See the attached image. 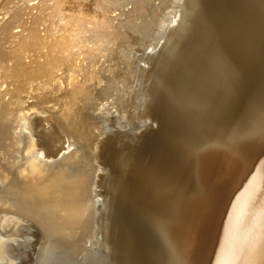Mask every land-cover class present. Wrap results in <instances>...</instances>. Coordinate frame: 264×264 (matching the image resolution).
Segmentation results:
<instances>
[{
    "label": "bare ground",
    "instance_id": "obj_1",
    "mask_svg": "<svg viewBox=\"0 0 264 264\" xmlns=\"http://www.w3.org/2000/svg\"><path fill=\"white\" fill-rule=\"evenodd\" d=\"M68 2L63 5L87 6L83 0ZM205 2L211 9H205V17L202 14L198 20L197 35L190 44L197 52L191 61L170 69L166 66V76L153 79L149 87L146 101L151 106L145 117L158 129L146 127L121 144L108 139L101 145L113 169L108 209L98 187L92 188L90 173L81 168L67 171L74 166L71 159L76 153L70 146L55 156L51 151L49 161L61 155L66 166L47 179L42 177L48 162L32 156L36 144L29 137L12 132L9 111L15 109L10 105H17V111L24 108V87L1 93L0 147L12 137L17 145L23 143L22 138L28 140L24 141V163L16 169L1 167L0 181H9L8 193L23 206L20 211L38 220L44 236L77 247L106 229L112 248L123 252L130 264H264V0ZM174 13L172 17L179 15ZM170 21L171 28L174 22ZM162 25L165 30L167 25ZM162 33L160 40L168 31ZM37 35L32 29L24 46L41 44L45 35L40 40ZM49 35L50 41L44 38L47 59L35 69L25 68L21 49L15 48V80L20 70L34 80L53 78L61 62L52 52L65 53L76 37L66 34L55 39L53 35L51 39ZM79 55L74 62L80 61ZM9 94L11 101L6 102ZM37 102L25 109L33 107L30 114L41 117L43 126L52 129L44 136L49 144L60 143L61 132L49 116L37 112ZM39 230H30L37 242Z\"/></svg>",
    "mask_w": 264,
    "mask_h": 264
},
{
    "label": "rangeland",
    "instance_id": "obj_2",
    "mask_svg": "<svg viewBox=\"0 0 264 264\" xmlns=\"http://www.w3.org/2000/svg\"><path fill=\"white\" fill-rule=\"evenodd\" d=\"M68 1L0 0V95L8 89L13 91L18 86L24 87V108L17 111V105H10L15 109L9 111L12 132L13 136L22 134L29 137L36 144L31 150L32 156L39 162H48L42 177L47 179L66 166L61 155L59 159L49 161L51 151L55 156L62 147L70 146V151L76 153L72 159L69 158L74 166L67 167V171L81 168L83 172L90 173L93 176L92 188L98 187L108 209L111 206L107 197L108 181L113 177V169L108 156L101 152L102 143L114 139L121 144L130 140L135 131L158 127L153 120L145 117L151 104L146 101L149 87L153 79L166 76V66L170 69L184 60L191 61V56L197 52V47L190 44L197 35L198 20L202 14L205 17V9L210 11L211 6L208 8L205 0H83L87 6L77 4L81 10L74 5L75 2L66 8L63 3L70 4ZM60 2H63L62 5ZM57 5L60 6L58 9ZM75 6L78 9L73 10ZM175 11L179 15L172 17ZM170 20L174 22L172 29ZM162 23L167 25L165 30L160 27ZM32 29L39 35V40L48 31V35L55 33V39L72 34L76 42L73 41L65 53L61 51L63 54L52 52L61 62L53 78L45 76L34 80L23 76L24 70H20L15 80L18 71L16 74L13 71L18 59L14 52L17 48L21 49L18 50L19 56L25 68L35 69L47 59L49 49L46 41H50V35H45L46 41L43 38L37 46H24L23 40L30 39L28 34ZM162 30L168 31V34ZM161 33L165 36L162 40ZM17 44L23 48L17 47ZM96 44H99V49ZM151 45L153 49L157 48L150 50ZM186 45L189 47L185 49ZM77 55L80 61L74 62ZM11 96L6 95L5 101L10 102ZM40 96L46 102L43 103ZM27 99L29 102H26ZM36 100H39L34 105L37 112L49 116L50 122L61 132L60 143L49 144L44 136L52 129L43 126L41 117L30 114L32 111L29 108L33 109L31 106ZM29 103L31 106L26 110L25 106ZM22 139L21 145H17V141L13 143L16 139L12 137L0 147V168L16 169L24 163L23 156L27 153L24 141L28 139ZM143 143L138 145L143 146ZM145 147H148L147 144L141 151L146 150ZM9 188V181H0V264H130L127 257H123V252L117 249L118 253L112 248L106 229L101 228L99 233L93 234L92 238L89 236L82 246L78 244L77 247L47 234L45 237L37 227L38 220L35 217L30 219L26 212L20 211L23 206L8 193ZM32 227L41 232L38 242L30 234Z\"/></svg>",
    "mask_w": 264,
    "mask_h": 264
}]
</instances>
